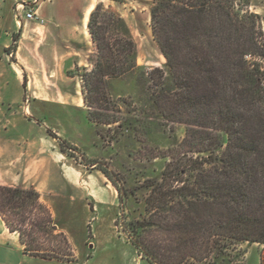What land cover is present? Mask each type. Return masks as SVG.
<instances>
[{
  "label": "trees",
  "instance_id": "obj_1",
  "mask_svg": "<svg viewBox=\"0 0 264 264\" xmlns=\"http://www.w3.org/2000/svg\"><path fill=\"white\" fill-rule=\"evenodd\" d=\"M151 1V31L163 68L145 73L136 66L128 27L101 2L87 25L96 53L81 78L101 84L134 76L152 119L170 125L169 132L184 126L183 138L160 156L169 160L159 177L142 186L143 208L138 217L124 220L123 232L149 264L202 261L239 242L264 245V65L244 59L259 48L254 22L248 21L257 15L239 16L234 0ZM85 102L90 107L86 96ZM132 112L123 117V130L148 135L150 113L139 119ZM88 118L97 124L119 120L91 109ZM59 147L63 153L72 148L65 140ZM87 161L113 184L124 208L133 193L122 190L97 160ZM0 217L18 234L25 254L78 264L36 189L0 184Z\"/></svg>",
  "mask_w": 264,
  "mask_h": 264
},
{
  "label": "rangeland",
  "instance_id": "obj_2",
  "mask_svg": "<svg viewBox=\"0 0 264 264\" xmlns=\"http://www.w3.org/2000/svg\"><path fill=\"white\" fill-rule=\"evenodd\" d=\"M101 3L105 10L120 16L128 27L136 47V66L145 73L154 67L163 68L165 59L154 41L150 25L152 1L106 0ZM234 7L239 16L257 15L248 21L254 22L253 35L259 48L248 53L264 65V0H234ZM6 53L13 59L12 50ZM94 57L95 54L92 63ZM90 70L77 71L83 108L64 106L61 110L34 102L28 104L29 100L25 99L29 112L16 108L11 113L10 123L0 127V140L9 142V150L11 153L15 150V154L24 150L32 154L41 153L39 151L51 154L56 149L61 151L59 143L65 140L72 148L60 158L64 161H59L61 170L53 169L48 176L49 183L40 187L21 175L2 178L17 186L41 188L53 217L54 230L65 234L78 264H149L127 239L123 223L139 216L143 208L142 186L146 180L159 177L169 160L160 156L168 154L167 148L172 142L183 138L184 126L176 124L174 132H169L170 125L161 127L159 121L152 119L153 114L144 101L143 87L136 77L105 78L101 84L92 78L85 82L81 75ZM89 109L119 120L110 124L91 122ZM129 109L133 111L131 115L139 119L144 112L150 113L149 119L154 122L148 135L123 130V117ZM28 141L33 143L30 148H27ZM87 159L97 160L112 172L122 190L126 188L133 193L124 208L119 205L113 184L88 164ZM68 169H73L72 174H68ZM154 235L159 239L156 233ZM263 247L259 243L239 242L231 244L224 253L211 254L202 261L189 257L184 264H260ZM30 263L63 264L61 260H31Z\"/></svg>",
  "mask_w": 264,
  "mask_h": 264
},
{
  "label": "crops",
  "instance_id": "obj_3",
  "mask_svg": "<svg viewBox=\"0 0 264 264\" xmlns=\"http://www.w3.org/2000/svg\"><path fill=\"white\" fill-rule=\"evenodd\" d=\"M105 1L0 0V127L10 123L16 108L29 112L31 102L61 110L64 106L83 108L77 71L93 66L95 48L87 25L95 5ZM28 3L32 5L34 19L25 18ZM12 45L13 59H10L6 50ZM8 143L0 140L2 185H18L2 176L21 175L39 187L46 186L51 171L61 168L59 161H63L60 158L64 154L60 150L51 154L25 150L15 154ZM32 144L28 141L27 148ZM68 171L72 174L73 169ZM39 187L36 190L40 200L46 204ZM31 260L52 262L25 254L18 234L9 231L0 217V264H31Z\"/></svg>",
  "mask_w": 264,
  "mask_h": 264
},
{
  "label": "built area",
  "instance_id": "obj_4",
  "mask_svg": "<svg viewBox=\"0 0 264 264\" xmlns=\"http://www.w3.org/2000/svg\"><path fill=\"white\" fill-rule=\"evenodd\" d=\"M26 8H27V11L25 12V18L34 19L35 14H34L32 5L30 3H28V4H26ZM244 59L247 61L257 60V59H254V57L250 53L245 54Z\"/></svg>",
  "mask_w": 264,
  "mask_h": 264
},
{
  "label": "water",
  "instance_id": "obj_5",
  "mask_svg": "<svg viewBox=\"0 0 264 264\" xmlns=\"http://www.w3.org/2000/svg\"><path fill=\"white\" fill-rule=\"evenodd\" d=\"M54 228H55V226H54Z\"/></svg>",
  "mask_w": 264,
  "mask_h": 264
}]
</instances>
